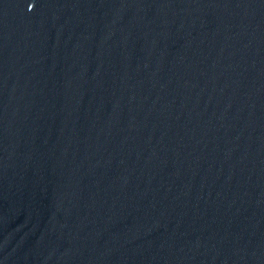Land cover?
<instances>
[{
    "label": "water",
    "instance_id": "95a60500",
    "mask_svg": "<svg viewBox=\"0 0 264 264\" xmlns=\"http://www.w3.org/2000/svg\"><path fill=\"white\" fill-rule=\"evenodd\" d=\"M0 264H264V114L52 191L0 222Z\"/></svg>",
    "mask_w": 264,
    "mask_h": 264
}]
</instances>
